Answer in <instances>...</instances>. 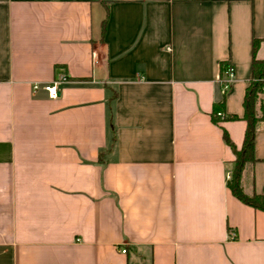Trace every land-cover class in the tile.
Masks as SVG:
<instances>
[{
	"label": "crops",
	"instance_id": "crops-1",
	"mask_svg": "<svg viewBox=\"0 0 264 264\" xmlns=\"http://www.w3.org/2000/svg\"><path fill=\"white\" fill-rule=\"evenodd\" d=\"M106 1L0 0V264H264V210L230 189L224 138L243 145L264 0ZM224 60L240 117L216 122ZM61 75L56 97L33 86ZM255 155L248 194L264 119Z\"/></svg>",
	"mask_w": 264,
	"mask_h": 264
},
{
	"label": "trees",
	"instance_id": "trees-1",
	"mask_svg": "<svg viewBox=\"0 0 264 264\" xmlns=\"http://www.w3.org/2000/svg\"><path fill=\"white\" fill-rule=\"evenodd\" d=\"M106 3V0H102ZM109 12L107 17L103 21V31L106 29V24L108 21ZM260 39L254 37L252 41V78L249 85L246 88L244 96V114L243 118L246 120V129L244 135V141L241 148H238L236 144L232 141L227 130H224L225 140L232 146L236 157L234 160V167L232 170V175L228 179V185L232 192L242 199L244 202L251 204L255 207L264 210V192H255L253 194H248L244 191L242 186V174L247 161L256 160L255 148H256V126L260 119H264V58H258L256 56V51L258 49ZM230 62H221V72H223ZM260 100V107L262 114L258 113L257 103ZM225 106V94H223L220 101L214 104L212 118L214 121L219 122L220 116L217 115V111L224 109ZM240 116L236 113L226 115L224 119H236Z\"/></svg>",
	"mask_w": 264,
	"mask_h": 264
},
{
	"label": "built area",
	"instance_id": "built-area-1",
	"mask_svg": "<svg viewBox=\"0 0 264 264\" xmlns=\"http://www.w3.org/2000/svg\"><path fill=\"white\" fill-rule=\"evenodd\" d=\"M234 66L230 64L227 66V68L221 72L220 75V83H221V91L222 94H225L228 88L231 85V82L234 78L235 72H234ZM68 78L64 75H61L60 77H56L50 81H35L33 86L35 89H38L40 87L44 88L48 94L52 97H56L59 95L61 91V83L67 81ZM217 115L220 116V120H223L226 116V112L224 109L218 110ZM232 172H229V177H231ZM122 251L126 252V248H121Z\"/></svg>",
	"mask_w": 264,
	"mask_h": 264
}]
</instances>
